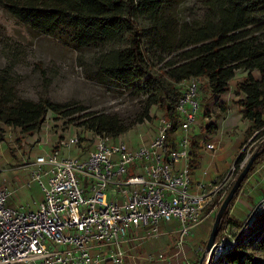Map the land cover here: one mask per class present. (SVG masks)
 Here are the masks:
<instances>
[{"label": "rangeland", "instance_id": "1", "mask_svg": "<svg viewBox=\"0 0 264 264\" xmlns=\"http://www.w3.org/2000/svg\"><path fill=\"white\" fill-rule=\"evenodd\" d=\"M169 2L171 3L157 24L139 18L143 50L151 69L149 74L139 73L138 78L129 87H124L107 75L101 74L94 65V60L104 52L126 46L125 41L78 49L65 45L51 36L32 31L0 6V80H5L6 85L13 89L17 97L35 102L49 100L52 103L68 104L67 109L83 108L81 112L71 116L48 110L40 127L31 133H22L18 128L1 123L0 170L24 171L28 168L26 165L37 155L52 150L59 140L73 134L78 136L79 144L70 149H62V153L87 156L93 147V132L80 125L86 118L85 114L107 115L121 120L127 126V130L117 137H110L113 142L123 141L134 148L150 141L163 128V122H167L156 78H161L160 73L165 70L164 65L168 60L177 58L179 51L172 52L177 38L190 26L198 25L204 17L203 0ZM161 41L165 43L162 44ZM197 77L200 79L201 110L212 118V123L222 124V129L224 128L222 131L218 128H205L203 132L208 135L206 141L211 142L212 136L220 133L222 136L220 145L223 141L238 144L236 157L222 174L216 177V180L221 182V188L217 193L219 195L226 192L257 145L264 139L261 130L242 118V114L238 115L241 112L242 95L236 94L238 83L253 82L260 79V75L258 70H236L229 81V89L219 95L208 89L205 76L199 73ZM162 81L164 84H173L167 79ZM211 105L214 106L212 110ZM230 113L237 116L233 126L228 125L227 118ZM195 131L198 133L199 128H195ZM240 155L244 156L243 160L237 163ZM198 156L199 154L193 151L190 156L192 167L197 163ZM226 161L227 158L219 162L211 160L210 166L221 167ZM26 179L29 180V185L25 183L24 189L19 190L22 192L20 203L30 205L39 202L42 196L39 187L30 182V176ZM262 200L264 197L258 198L255 206ZM11 201H17L16 194L11 195L8 201L10 207H16ZM254 207L239 220H236L235 211L231 212L232 208L230 215L242 225L248 220ZM210 208L208 207L205 213H208ZM216 209L209 216V228L200 243L202 249H199V256L194 255L190 260L192 264H198L202 258L203 264H206L208 255L204 254V249ZM263 234L262 227L242 234L238 226L229 225L219 241L224 239L223 243L229 249L241 243V248L252 255L257 264H264ZM239 238L243 240L238 241ZM222 249L217 258L215 255L212 264H228L223 257L225 248Z\"/></svg>", "mask_w": 264, "mask_h": 264}, {"label": "built area", "instance_id": "2", "mask_svg": "<svg viewBox=\"0 0 264 264\" xmlns=\"http://www.w3.org/2000/svg\"><path fill=\"white\" fill-rule=\"evenodd\" d=\"M178 89V123L171 133V122L164 121L150 141L134 148L93 133L87 156L64 155L62 149L79 144L73 134L37 155L26 167L40 189L39 202L10 207L12 191L0 180V264H124L121 242L131 229L153 234L160 221L172 219L180 222L177 244L182 246L207 208L216 209L221 182L192 192L188 162L175 168L180 159H189L193 128L210 123L208 116L199 118L200 79L183 80ZM223 240L218 244L226 248ZM157 259L166 258L159 253Z\"/></svg>", "mask_w": 264, "mask_h": 264}, {"label": "trees", "instance_id": "3", "mask_svg": "<svg viewBox=\"0 0 264 264\" xmlns=\"http://www.w3.org/2000/svg\"><path fill=\"white\" fill-rule=\"evenodd\" d=\"M169 1L171 0H0V6L32 31L51 36L78 49L125 41L126 46L104 52L94 60V65L101 74L129 87L139 73L149 74L151 69L143 50L139 18L157 24L171 3ZM203 8L204 17L201 22L190 26L177 38L172 50L179 51L177 58L173 56V59L168 60L164 65L165 70L160 73L161 78H156L165 117L171 122L168 133L178 123L175 108L180 97L179 82L201 73L206 77L208 89L213 94H222L229 89V81L235 71L242 69L259 71L260 79L238 83L236 94L242 95V118L264 135V0H203ZM164 79L173 84H164ZM67 107L68 104L52 103L49 100L35 102L17 97L13 89L6 85V81L0 80V124L18 128L22 133L37 130L48 110L65 116L83 110ZM84 116L86 118L80 125L93 133L117 137L127 130V126L116 117L92 114ZM207 127L215 128V124L210 123ZM263 146L264 139L255 151ZM243 157L240 155L237 163L242 162ZM263 161L264 152L254 159L225 210L216 242L229 225L238 226L242 234L258 227L264 229V208H257L245 225V222L238 224L230 215L246 181ZM234 181L224 194L217 195V209ZM242 240L243 238H239L238 241ZM223 253L228 264H257V260L241 248V243L230 249L227 246ZM212 263L213 261L209 264Z\"/></svg>", "mask_w": 264, "mask_h": 264}, {"label": "crops", "instance_id": "4", "mask_svg": "<svg viewBox=\"0 0 264 264\" xmlns=\"http://www.w3.org/2000/svg\"><path fill=\"white\" fill-rule=\"evenodd\" d=\"M200 95L201 93L199 94V99ZM210 108L212 110L214 106L211 105ZM238 115H241V112ZM203 116H208L210 118V123H212V118L200 108L199 118L201 119ZM227 120L229 121L228 125L233 126L237 120V116L230 113ZM209 124L204 125L202 122L200 127L193 128L189 147V159L187 161L185 159H180L175 164V168L179 169L188 162L191 168L192 192L198 191V185H206L216 180V177L222 174L236 157L235 152L238 144L223 141V144L220 145L222 141L220 133L212 136L211 142L206 141L208 135H206L203 130H206L205 128H207ZM222 127V124H215V128L221 131L224 129H222ZM195 128H199L198 133L195 131ZM177 136L178 132L173 135L171 140L175 139ZM192 141H194L195 144L194 142L192 144ZM208 143H213L215 148L213 150L207 149L206 144ZM193 151L199 154L197 163L194 167H192V158L190 157ZM6 158H8V156H6ZM226 158L227 161L223 166H218L216 168L210 166L211 160L219 162L223 159L226 160ZM0 171V180H3L8 188L12 190V195H17V201H11V204L16 207L23 206V204L20 203L22 192L19 190H23L24 186L29 182V180L26 179V177H29V169L27 168L21 172L15 169ZM15 189L17 192H15ZM262 197H264L263 163L258 165L254 173L248 178L242 188L241 195L235 202L238 204H235L234 209L232 208L231 210V212L233 210L235 211L234 215L237 218L236 220L241 219L244 214L255 206L256 200ZM212 211L213 210H210L199 224L192 227L190 233L185 237L182 246L177 244L178 232L181 227L177 219H172L169 222L160 221L156 228V232L153 234H148L147 228L131 229L127 237L121 242V248L125 251L124 264H185L186 262H191L190 260H192L194 255L199 256V249H202L200 243L204 240L205 234L208 231L210 224L209 216ZM159 253H162L166 259L158 260L157 254Z\"/></svg>", "mask_w": 264, "mask_h": 264}, {"label": "water", "instance_id": "5", "mask_svg": "<svg viewBox=\"0 0 264 264\" xmlns=\"http://www.w3.org/2000/svg\"><path fill=\"white\" fill-rule=\"evenodd\" d=\"M262 152H264V146L258 150L255 151L253 153V155L251 156V158L248 160V162L246 163V165L242 168V170L238 173L233 185L231 186L230 190L228 191V193L226 194V196L223 198L216 214L214 217V221L209 233V237L206 241L205 244V249H204V254H207V260H206V264H209L212 259L215 257L216 255V251L221 247L218 242H216V237L218 235V231H219V226H220V222L222 219V216L225 212V210L227 209L230 201L232 200L235 192L239 189L243 179L245 178V176L247 175L254 159L261 154ZM258 208V205L254 207V209L252 210L248 220L252 217V215L254 214L255 210ZM247 220V221H248ZM246 221V222H247ZM246 222L244 223V225L246 224ZM198 264H203V258L202 260H200V262Z\"/></svg>", "mask_w": 264, "mask_h": 264}, {"label": "bare ground", "instance_id": "6", "mask_svg": "<svg viewBox=\"0 0 264 264\" xmlns=\"http://www.w3.org/2000/svg\"><path fill=\"white\" fill-rule=\"evenodd\" d=\"M222 251H223V249H222V247H220V248L216 251V255H219Z\"/></svg>", "mask_w": 264, "mask_h": 264}]
</instances>
